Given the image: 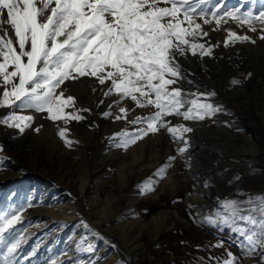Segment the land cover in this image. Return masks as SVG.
Segmentation results:
<instances>
[{
    "label": "rangeland",
    "instance_id": "obj_1",
    "mask_svg": "<svg viewBox=\"0 0 264 264\" xmlns=\"http://www.w3.org/2000/svg\"><path fill=\"white\" fill-rule=\"evenodd\" d=\"M215 1L218 2L219 0ZM228 1H219L218 3H213V5L210 2V4L208 3L204 6H197L198 3L194 4V0H191V3L197 7V12L203 10L209 14L218 11L220 13L238 12L240 14L251 12L254 15H258L259 12L264 11V0H251L252 3L248 2L247 6H245L246 4L240 6L235 3L229 5L227 4ZM220 3L221 5L219 6L218 4ZM161 6H165L163 0ZM209 18L211 19L210 16ZM225 21H222L221 25L230 21L239 25L237 21L228 17H225ZM197 22L202 24L204 30L208 26H212L215 29L221 27L220 25L217 28L214 20L208 25H204L200 19H197ZM241 26H245L248 30L246 24ZM258 35V33H254L256 39ZM257 40H259L260 44L256 45V49L254 48V57L250 61L247 59L245 61L242 58H228L221 54V46L212 49V55L217 56L219 63V65H216L217 69L221 67L220 63L224 65L219 70L218 74L221 78H218V82H216L215 76L210 74L211 70L207 69L208 72L205 76L210 82L214 80L215 89L196 86L192 81L189 82L191 79L187 80L188 77L179 82L177 86L187 92L214 91L216 95L211 97L210 102L222 105L224 108V111L218 112L213 117L206 118L203 121H188L189 123L186 125L193 128V132L185 134L188 143L191 136H193L194 142H197L199 132L203 129L208 131L206 136L220 131H222V133H219L220 135L230 136V134H233L235 137L232 142L234 148L233 150L229 148L230 151H233V155L239 154L238 149L244 145L247 139L250 140L254 137L255 141L260 142V138H257L258 135H264V64H262L264 63V40ZM199 42L205 43L206 46L209 44L215 45L210 35L203 37ZM181 57L186 61L187 57ZM199 61L202 65H207V61L206 63L201 59ZM179 62L183 68L184 62L182 60H179ZM234 79L239 80L241 83L233 85L232 81ZM201 83L203 84L202 81ZM108 87L109 84L100 85L95 78L91 77H82L75 81L66 82V95L75 97V107L77 109H90V112L81 113L85 117L84 119L70 121L67 124L62 120L52 121L47 119V113L36 112L34 109L0 107V118L7 117L13 111L17 115H31L34 117L31 126L25 129L23 133H20L18 129L0 124V130L11 131L6 136L4 144L0 143L3 146V152H0V181L6 176L5 172H8L9 168L13 167L12 169H16L14 166L17 161V165H24V171H22L24 175L14 179L13 185L11 183L7 184L6 190L0 192V221L11 218L12 215L20 216V220L4 233L5 239L0 243V264H2L3 254L6 253L7 247L21 238H23V241L25 240V243L23 244L22 241L15 253V260L18 264H47V250L46 252L42 248L38 250L37 247L38 244H43L47 237L43 235L38 240L30 238L29 236L33 237L31 231L34 230L36 225L33 222L29 223L28 220H36L40 217V213H43L41 211L44 208L41 207L43 199L44 202H50L58 196L64 202L69 201L70 195L66 194L64 187L60 186L50 190V178L62 179L60 170H58L61 162L74 181L85 174L88 175L91 181L98 178L103 181L101 192L95 195V183L89 190V196L93 200H101L104 208L108 207V210L97 216L96 214L94 215L96 210H93L95 205H92L91 210L81 216H83L85 222L93 225H98L95 222L102 220L103 222L100 224L103 225V229L108 228L105 233L114 237L115 242L120 247V251L122 244L125 245V241L130 244L136 241L134 238H137L138 248L132 247L131 249L129 247V249L133 254L139 251L140 264H223V261L227 259L228 252L239 257L241 264H244V259H247V257L242 255V250L239 247L242 237L231 233L228 228L221 230L219 226L209 224L206 218L223 214L222 205L226 200L248 201L250 197L253 199L264 197V180H262L264 179V153L262 158L258 154L255 157L254 155H252L253 157L249 155V157L245 156L244 159L237 160L236 163L239 164V167L236 166L234 169H229L231 172L223 168H219V171H217L213 166L214 159L211 160L206 178L212 182L214 177L216 190L219 194L218 199L207 204L205 210L207 214L201 216L200 219L196 207L199 195L195 193L196 188L193 180L190 177V179L184 178L187 174L188 163L179 157L176 152V141L172 135L165 129H161L158 133H149L135 144L130 145L126 150L123 147L116 146L121 143V138L112 139L115 133L123 130L131 133L136 128L146 127V125L134 126L130 121L136 117H147L155 112L156 109L152 106L139 108L130 99H126L121 104L116 105L114 102L119 100V96L113 94L105 97L104 95ZM0 93H2V89H0ZM110 105H112L111 109L109 108ZM120 107L131 109L126 120H115V117L120 114ZM71 110L67 109L66 111ZM109 111H111V115L104 117L103 113ZM180 118L182 117H166L172 124H177L175 120ZM113 123L115 126H113ZM38 127L40 131L36 132L35 129ZM60 128L67 130L66 139L74 141L70 147L66 145L65 139L58 135ZM255 128L257 131L254 130ZM189 134L190 137H188ZM194 142L192 145H194ZM229 146L231 147L230 143ZM211 147L212 144H210ZM189 148L188 144L187 150ZM216 148L218 149L215 155L216 160L220 162L228 161L227 147ZM207 150V152H212L211 149ZM150 152L155 154V164H150L149 162ZM212 154L213 152L210 153L209 158H211ZM169 157L176 158L169 162ZM258 157L259 159H257ZM28 167L29 169L38 170L37 174L26 173L25 170ZM161 168H166L162 178L158 175V170ZM12 172L14 171L12 170ZM259 173L258 180H252ZM121 174L124 176L121 177ZM171 175L173 176L172 179H168ZM0 184L5 185L6 183L0 182ZM10 185L11 187H9ZM35 190H37L36 194L32 195L31 192ZM72 190L74 192L77 191L75 189ZM193 197L197 199L194 198L195 200L191 199L190 201L189 198ZM84 204L87 206L88 200L87 202L85 200ZM244 206L247 207V205ZM159 213H163V215L157 218L155 222L152 221V218L159 215ZM81 216L77 220H81ZM112 217L113 220L109 222L108 220L112 219ZM52 218L51 215H48V220L46 219V222H48L47 226L50 228L52 227ZM125 225H133L134 229L136 228V232L127 237V239L125 238L126 235L121 233V228L125 227ZM80 228L81 226H79L78 230ZM154 228L156 230L158 228V230L156 231ZM151 231L153 234L156 232L154 234H157L156 238L152 239L149 236ZM48 237L52 238L53 236L51 237L50 234ZM132 239H134L133 242ZM220 240L224 241L223 246L214 247ZM72 244L71 242L68 243V245ZM112 245L114 246L113 243ZM112 245H108L101 254L98 251L93 254L90 263L114 264L104 262L105 259L112 255L111 251L114 248ZM125 255L121 252V258L118 261L124 260ZM209 257H215L216 259L209 260ZM249 264H253V262Z\"/></svg>",
    "mask_w": 264,
    "mask_h": 264
},
{
    "label": "snow or ice",
    "instance_id": "obj_2",
    "mask_svg": "<svg viewBox=\"0 0 264 264\" xmlns=\"http://www.w3.org/2000/svg\"><path fill=\"white\" fill-rule=\"evenodd\" d=\"M0 0V107L34 109L47 113L52 121H80L82 112L77 109L75 97L66 95V82L82 77L95 78L100 85L109 84L105 97L119 96L114 104L130 99L139 108L156 109L147 117L130 121L134 132L123 130L112 139L121 138L117 147L125 150L149 133L165 129L185 147L178 149L182 155L188 146L185 134L193 128L185 124H172L166 117H182L184 121H203L224 111L222 105L210 102L216 93L187 92L177 86L185 78L179 57L190 53L196 56L212 55L219 45L199 42L209 35L204 25L215 21L219 28L225 17L247 25L248 31L258 33L264 40V11L206 13L193 6L191 0ZM205 0H198L203 4ZM211 17V19L209 18ZM259 25V27H257ZM215 30V29H214ZM229 41L256 43L252 36L227 30ZM250 75V74H249ZM191 82V81H189ZM233 80V85H239ZM95 91V89H94ZM19 102V104H17ZM103 103V101H101ZM112 105L109 106L111 109ZM72 109L71 111H66ZM131 109L119 108L116 120L127 119ZM104 117L111 111L103 113ZM34 121L31 115H17L14 111L0 118V124L23 133ZM36 132L40 128L35 129ZM67 130L60 128L58 135L67 146L74 141L66 139ZM78 143V142H77ZM0 152L3 146L0 145ZM176 157H169V162ZM166 168L158 170L162 178ZM154 190V189H149ZM244 205H247L245 207ZM223 214L208 217L207 222L228 228L242 237L239 247L244 257L253 264H264V197L248 201L226 200ZM12 215L0 221V243L4 233L17 221ZM85 228L89 226L85 223ZM23 238L7 247L2 264H18L15 253ZM220 240L214 247H222ZM85 239L77 243L78 251L93 253L92 244L85 247ZM215 257H209L214 260ZM223 264H241L239 257L227 253Z\"/></svg>",
    "mask_w": 264,
    "mask_h": 264
},
{
    "label": "bare ground",
    "instance_id": "obj_3",
    "mask_svg": "<svg viewBox=\"0 0 264 264\" xmlns=\"http://www.w3.org/2000/svg\"><path fill=\"white\" fill-rule=\"evenodd\" d=\"M219 1L224 2V0H219ZM250 1L251 0H229L227 2V4L230 5V4L235 3L237 5L239 4L240 6H244L246 4L245 6H247L249 3H252V1L251 2ZM194 2H195L194 4H196V3H198V0H194ZM210 2L212 3V5H213V3H218L215 0H205V2L203 4H199V5L204 6L208 3L210 4ZM218 5L220 6L221 3ZM209 6H211V5H209ZM250 7H252V6H250ZM227 11H229V10H227ZM222 12H224V11H222ZM231 21L226 23L227 25L223 23L219 29H215L212 26L211 27L208 26L205 29H206V31H208L211 38H213L215 45L221 46V48H222L221 54L227 56L230 59H234V58H240L241 59L242 58L243 60H245V59H247L248 61L252 60V58L254 57V48L256 47L257 44H260L259 40H257L259 38L257 37V39H256V37L254 36V33H249L245 26H241L240 24L236 25L235 23H233ZM228 29L235 31L240 35H244V34L250 35L253 37V39L256 40V43L252 44L249 42H236L235 44H233V43H231V41H229L228 46H225L223 42L225 39L228 38V33H227ZM200 59L203 62L205 61V63L207 61V65L206 64H205V66L202 65L199 61ZM179 60H182L184 62L183 71H184V75H187L185 77L186 78L188 77L187 80L191 79L190 81H192L193 84H195L196 86H203V87H208L210 89H215L214 88L215 85H213L214 80H212V82H210L207 79V76H205V75H207V72H208L207 69H208L209 71L211 70L210 74L215 76L216 82H218V78H221V76H219L218 73L220 72L219 70L224 65L220 63L221 67L219 68V66H218L219 69H217L216 65H219V63L217 61V56L210 55V56L200 57L199 52H198V54L196 56H192L189 53L187 55L186 61L182 57H179ZM262 64H264V63H262ZM187 72H189V73H187ZM201 81L203 82V84L201 83ZM199 83H201V84H199ZM216 85H217V83H216ZM175 121L177 124H185L186 125L189 123L188 121H184L182 118H180L179 120H175ZM113 126H115L114 123H113ZM254 130H256V128ZM200 131L201 132H199V135H198L199 138H197V142H194L193 136L190 137V134H189L188 137H190V139H189L190 142L188 144H189L190 148L188 150L186 149V151L182 155H180V154H178V155H179V157L186 160V162L188 163V168L186 167L188 169L187 174L185 175L184 178L188 179L190 177L191 180H193V183H195V188H196L195 193L197 195H199L198 199L196 197H193V198H189V200L191 201V199H194V198L197 199V203H196V205H197L196 207H197V211H198L197 214L200 216L199 218L201 219V216H204L207 214V213H205L207 204H210L215 199H218V194H219L216 190L217 188H216V185L214 183V177L212 178L213 179L212 182L208 181L206 178L208 175L207 170L209 168L211 160L214 159V165L213 166L217 171H219V168L229 170V169H234L236 166L239 167V164H237L236 161L241 159V158L244 159L245 156L249 157V155H251V157H253L252 155H254V157H255L256 155L260 154L259 156H261V158H262V155L264 153V138H262V137H264V135H262V134L258 135L257 138H260V142L255 141L254 137H252L250 140L247 139L243 146H241L239 149L237 148L239 154L233 155V151L229 150V148L231 150H233V148H234V145L232 144V142H233V138H235V137L233 134H230V136L220 135L219 133H222V131H220V132H216L214 134L212 133V134H209L206 136V133L208 132L207 129H203ZM10 133H11L10 130L8 132H6L5 129H1L0 130V143L4 144V141H6V136ZM262 139H263V141H262ZM175 141H176V143H175L176 152L178 153V149L185 147V146H184V143L182 141L178 142L179 140H176V139H175ZM193 142H194V145H192ZM229 143H230L231 147L230 146L228 147ZM210 144H212L211 148H210ZM19 145H20V143H19ZM224 146L227 147L228 161L220 162V161L216 160V158H215V155H216L217 150H218L216 147H218V148L222 147L223 148ZM18 147H20V146H18ZM222 148H220V149H222ZM207 149H211L213 152V154L211 155V158H209V157H210V153H212V152H207L208 151ZM156 153H158V152H156ZM154 155H155L154 153H151L150 160H149L150 164L156 163V162H154V159H155ZM60 156H63V155H60ZM257 159H259V157ZM54 161H56V160H54ZM17 163H18V161L16 162V165L14 166L16 169H12L13 167H11L8 169V172H5L6 176L0 182L6 183V184L5 185L0 184V192H4V190H6L7 184L11 183V185H13L14 179L19 178L21 175H24V174H22V171H24V169H23L24 165H21V164L17 165ZM58 167H59L58 170H60L59 172L61 173L60 175L62 176V179H59L56 177L50 178V182H51L50 183V190L55 189V188L60 187V186L64 187L66 194L70 195L69 201L64 202L58 196H56L50 202H44V199H43L42 200L43 204H41V207H44V208H42V210H41V208L38 207L41 211H43V213H40V217L36 220H33V219L28 220L29 223L33 222L36 225L34 230L31 231L33 237L29 236L30 238H32L33 240H38V238L40 236L46 235V237H47L45 239V242H44V243H46L45 245H43L44 243L41 244L43 246H41L40 244L37 245L38 250H39V248H42V250L45 252L47 250V252H48L47 253L48 258L46 259L47 264H52V263L53 264H61V263L62 264H68V263L91 264L90 262L92 261V258H93L92 255L97 253V251H98V253L101 254L102 251H104L108 245H112V243L114 244V246L112 245L114 247L113 250L111 251L112 255L109 256L107 259H105L104 262H108V263L111 262L114 264H140L141 262H139L140 261V255H139V251H138L139 249L136 250V251H138V253H136V254H133L131 252V250L129 249V247L131 249H132V247L135 249L138 248L139 244H137V240H138L137 238H134V239H136L135 242H133L134 239H132L133 243H130V244L126 243V241H125L126 246L124 244H122V246L124 245V247L121 246L122 249L120 251V247H118L119 245L115 242L114 237L105 233V232H107L108 228L103 229V225L100 224L101 222H103L102 220H99V221L97 220L95 222V224H98V225H93V224H90L88 222H85L83 216H81V215L85 214L86 212H89L92 208L91 207L92 205H95L94 206L95 209H93V210H96V211H94V215L96 214L97 216L100 213L102 214L104 211L108 210L107 209L108 207L104 208V206L101 203V200H98V199L93 200L89 196V193H90L89 190L91 189V186H93L95 183H96L95 195H97L96 193L101 192L100 189H101V185H102L103 181H101L100 178L94 179L93 181H91V179L88 177L87 174H85L83 177L74 181L72 179L71 175L68 173V171L66 172V167L63 166L62 162ZM12 170L14 172H12ZM15 171H17V172H15ZM37 171L38 170H36V169L35 170L31 169V168L29 169V167H28V169L25 170L26 173L33 174V175L37 174ZM172 175L169 176L168 179H172V177L174 176V175L173 176ZM259 175H260V173L257 174L256 176H254L252 180H254V181L258 180L257 178L259 177ZM122 176H124V175L121 174V177ZM262 180H264V179H262ZM65 181H67V182H65ZM91 182H92V184H91ZM11 185L9 187H11ZM247 186L250 187L249 184H247ZM263 186H264V181H263ZM251 188H253V187H251ZM260 188H263V187H260ZM72 189L77 190V191H75L76 193ZM36 192H37V190L32 191L31 193H32V195H35ZM66 198H68V197H66ZM85 200H86V202L88 200V204H87L88 207L86 206V204H84ZM48 215H51L53 217L51 219L52 220L51 221V223H52L51 228L47 226L48 222H46V219L48 220ZM114 215H115V213H114ZM162 215H163V213H159V215H156L155 217L152 218V221L155 222V220H157V218L161 217ZM32 216H34V215H32ZM80 216L82 219L77 220ZM108 218H110V217H108ZM112 220H113V217H112V219H110L108 221L111 222ZM77 221H79V222L76 224ZM85 223L89 226L88 230H86L87 228L84 227ZM138 223H137V225H138ZM134 225H136V224L134 223ZM79 226H81V228L78 230ZM43 227H46V228H43ZM48 229H50L49 232H48ZM140 229L142 230V226ZM144 229H145V227H144ZM112 230H113V227H112ZM135 230H136V228L134 229L133 225H128V226L125 225V227L121 228V233L126 235L125 238L127 239V237H129L131 234L136 232ZM157 230H158V228H157ZM160 231H161V229H160ZM141 232L140 233L138 232V233L142 234ZM121 233L119 232V234H121ZM50 234H51V237L53 236L52 238L48 237V236H50ZM123 234H122V236L124 237ZM154 234L151 231L149 236L152 239L156 238L157 234L156 235H154ZM134 235H133V237H134ZM82 238L85 239V245H84L85 247L87 246L88 243L93 245V247L95 249V251L93 253H88L86 251H78L77 250L76 245L78 242L81 241ZM125 238H124V240H125ZM47 240H49V241H47ZM24 241H23V244L25 243ZM129 241H130V239H129ZM69 242H71L73 244L68 245ZM34 251H36V250H34ZM121 252H123L126 255L124 256V260L122 259L121 261H118V259L121 258ZM251 262H252V260L247 258V259H244L243 263L249 264Z\"/></svg>",
    "mask_w": 264,
    "mask_h": 264
}]
</instances>
